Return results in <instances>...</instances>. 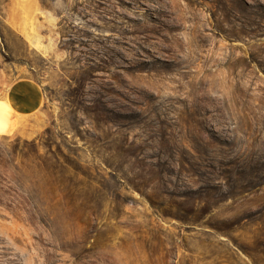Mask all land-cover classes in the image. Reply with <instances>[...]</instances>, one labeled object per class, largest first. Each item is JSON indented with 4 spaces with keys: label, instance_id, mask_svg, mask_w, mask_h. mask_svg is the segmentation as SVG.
<instances>
[{
    "label": "rangeland",
    "instance_id": "rangeland-1",
    "mask_svg": "<svg viewBox=\"0 0 264 264\" xmlns=\"http://www.w3.org/2000/svg\"><path fill=\"white\" fill-rule=\"evenodd\" d=\"M0 64V264H264V0H0Z\"/></svg>",
    "mask_w": 264,
    "mask_h": 264
},
{
    "label": "crops",
    "instance_id": "crops-1",
    "mask_svg": "<svg viewBox=\"0 0 264 264\" xmlns=\"http://www.w3.org/2000/svg\"><path fill=\"white\" fill-rule=\"evenodd\" d=\"M20 76L0 64V102L7 105L5 116H12L13 133L20 131L46 105V95L40 83Z\"/></svg>",
    "mask_w": 264,
    "mask_h": 264
},
{
    "label": "trees",
    "instance_id": "trees-1",
    "mask_svg": "<svg viewBox=\"0 0 264 264\" xmlns=\"http://www.w3.org/2000/svg\"><path fill=\"white\" fill-rule=\"evenodd\" d=\"M34 164L37 168L38 173L45 178H48L49 182L52 183L53 192H55L51 195L53 196V199L56 200L58 198H62L64 202H71L72 204H74V194L71 179L62 176L63 180H61L60 174L62 175V173L60 172L59 167L56 166L52 170L48 167L44 160H35ZM63 168L64 166L62 167V169Z\"/></svg>",
    "mask_w": 264,
    "mask_h": 264
},
{
    "label": "bare ground",
    "instance_id": "bare-ground-1",
    "mask_svg": "<svg viewBox=\"0 0 264 264\" xmlns=\"http://www.w3.org/2000/svg\"><path fill=\"white\" fill-rule=\"evenodd\" d=\"M7 111V105L5 103L0 102V117L5 115Z\"/></svg>",
    "mask_w": 264,
    "mask_h": 264
}]
</instances>
